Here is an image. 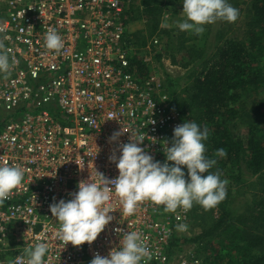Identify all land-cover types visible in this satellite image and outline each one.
Returning <instances> with one entry per match:
<instances>
[{"label": "built area", "instance_id": "2783aa9c", "mask_svg": "<svg viewBox=\"0 0 264 264\" xmlns=\"http://www.w3.org/2000/svg\"><path fill=\"white\" fill-rule=\"evenodd\" d=\"M0 1V53L10 65L0 73V166L24 172L0 203V264L26 260L38 243L47 248L43 264H90L97 254L107 257L127 231L139 232L148 249L140 264H202L195 250L175 249L186 234L176 226L188 225L191 209L166 212L145 200L127 216L114 190L105 205L113 219L95 241L64 246L56 236L50 205L71 199L80 181L98 183V173L115 178L110 157L131 135H144L140 146L163 163L165 141L170 146L174 127L187 122L162 78L147 71L151 57L127 46L126 0ZM51 29L62 38L59 52L45 45ZM134 56L143 74L134 70ZM115 132L122 134L110 140Z\"/></svg>", "mask_w": 264, "mask_h": 264}, {"label": "trees", "instance_id": "16d2710c", "mask_svg": "<svg viewBox=\"0 0 264 264\" xmlns=\"http://www.w3.org/2000/svg\"><path fill=\"white\" fill-rule=\"evenodd\" d=\"M175 2L131 3L126 10L127 22L139 19L149 23L151 36L159 28L164 7ZM228 3L239 11L236 21L243 28V38L223 37L206 54L188 42L197 39V34L188 37L180 30L176 35L179 49L198 71L181 90L170 75L166 79V89L180 116L208 129L204 155L217 161L209 171L218 172L228 181L227 196L215 208L205 211L193 204L190 230L194 236L185 240L198 243L202 264H264V0ZM223 24L228 32L232 31L231 23ZM159 30L170 32L168 28ZM132 33L126 31L127 46L146 44L142 35ZM131 61L136 73L145 72L139 56ZM220 148L226 150L225 157L216 155ZM184 171L187 178L186 168ZM235 196H250L239 215L230 209Z\"/></svg>", "mask_w": 264, "mask_h": 264}, {"label": "clouds", "instance_id": "9594fccd", "mask_svg": "<svg viewBox=\"0 0 264 264\" xmlns=\"http://www.w3.org/2000/svg\"><path fill=\"white\" fill-rule=\"evenodd\" d=\"M185 20L178 24L181 31H191L200 34L203 25L223 20L235 22L239 11L228 0H182ZM162 28L169 25L163 24ZM45 45L49 50L59 52L63 48L61 36L55 29L45 35ZM9 58L0 53V73L9 70ZM154 107V105H153ZM155 123V121H151ZM122 133L115 132L110 140H116ZM208 139V129L202 128L197 122H183L173 129L171 145L164 151V162L154 160L148 154L143 144L144 135H131L132 142L119 146V156L113 154L110 160L115 163L118 175L107 179L103 174L99 182L91 180L80 181L77 191L70 193L71 199H60L50 205V212L59 223L56 236L65 245L71 243L80 246L91 244L104 230L113 217L109 214L113 209L105 206L114 192L120 198L123 214H134L137 205L145 200L157 206H163L166 212H176L182 208L189 211L193 204H199L205 211L215 208L227 196L226 179H221L218 172L209 171L216 164L215 159L205 157V144ZM216 155L225 157L226 150L220 148ZM171 162V163H169ZM187 170V178L184 171ZM24 178L23 170L18 166H0V203L6 200L10 193ZM177 230L187 232V224H178ZM116 231H120L116 229ZM47 251L44 243H38L27 250L24 257H18L14 264H43ZM149 255L141 234L137 231H127L107 257L95 255L90 264H140L142 258Z\"/></svg>", "mask_w": 264, "mask_h": 264}, {"label": "rangeland", "instance_id": "374dc122", "mask_svg": "<svg viewBox=\"0 0 264 264\" xmlns=\"http://www.w3.org/2000/svg\"><path fill=\"white\" fill-rule=\"evenodd\" d=\"M127 6L131 3H139V0H126ZM182 0H176L174 5H166L159 16V28L155 33L149 36L152 31L151 25L142 20H132L127 22V33L142 35L146 41L144 46L135 48L138 55L150 56L151 62L146 66L147 71L156 72L166 84L167 75H170L173 81L177 82L178 90H181L184 85H186L189 77L193 75L194 72L198 71V68L194 63L186 57L179 48L176 35L179 34L180 29L178 24L184 22L185 17L182 13ZM3 10V3L0 1V12ZM240 21L232 22L230 28L232 31H227L223 24V21L217 20L215 23L206 24L204 31L198 34V38L189 43L194 44L198 48H202L209 54L213 51L216 44L220 42L223 37H234L236 39L243 38V28L240 27ZM167 24L169 27V34L162 33L161 25ZM159 30V31H158ZM222 31H224L222 33ZM193 34L191 31H186V36L190 37ZM221 34V35H220ZM220 35V36H219ZM154 37L158 38L156 43H153L152 39ZM157 54H161L160 59L156 58ZM185 63V64H184ZM3 116V112L0 111V119ZM1 128V127H0ZM250 201V196L246 197H234V202L230 204L231 212L234 215H239L244 212V207ZM192 221L188 223V232L182 236V241L179 242L175 240V249H193L197 254H199L198 243H192L186 241V238L194 236L191 233ZM196 234V233H195ZM201 258V257H200ZM202 259V258H201Z\"/></svg>", "mask_w": 264, "mask_h": 264}]
</instances>
